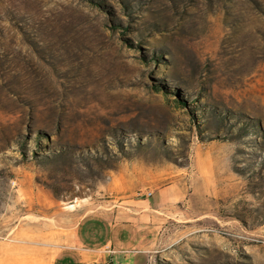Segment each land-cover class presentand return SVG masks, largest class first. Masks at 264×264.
Masks as SVG:
<instances>
[{"label":"rangeland","instance_id":"374dc122","mask_svg":"<svg viewBox=\"0 0 264 264\" xmlns=\"http://www.w3.org/2000/svg\"><path fill=\"white\" fill-rule=\"evenodd\" d=\"M163 189L99 264H264V0H0V264Z\"/></svg>","mask_w":264,"mask_h":264},{"label":"crops","instance_id":"0c3cea01","mask_svg":"<svg viewBox=\"0 0 264 264\" xmlns=\"http://www.w3.org/2000/svg\"><path fill=\"white\" fill-rule=\"evenodd\" d=\"M177 195L176 191L163 189L153 192L150 198H130V204L135 206L131 212L135 214L123 213V216L132 217L129 222L114 220L111 213L85 216L77 224L70 245L57 255H60V262L66 259L74 260L75 264L115 262L117 255L128 253H132V261L135 258L132 249L137 245L146 246L148 242L147 214L139 209L153 206L159 209L164 204H173L178 200Z\"/></svg>","mask_w":264,"mask_h":264},{"label":"trees","instance_id":"16d2710c","mask_svg":"<svg viewBox=\"0 0 264 264\" xmlns=\"http://www.w3.org/2000/svg\"><path fill=\"white\" fill-rule=\"evenodd\" d=\"M55 264H75V261L72 260V259H69V260H64L63 263L60 262V255L57 256L56 258V261H55Z\"/></svg>","mask_w":264,"mask_h":264},{"label":"built area","instance_id":"2783aa9c","mask_svg":"<svg viewBox=\"0 0 264 264\" xmlns=\"http://www.w3.org/2000/svg\"><path fill=\"white\" fill-rule=\"evenodd\" d=\"M138 196L143 198H150L153 196V192L147 191L145 193H138Z\"/></svg>","mask_w":264,"mask_h":264},{"label":"bare ground","instance_id":"6f19581e","mask_svg":"<svg viewBox=\"0 0 264 264\" xmlns=\"http://www.w3.org/2000/svg\"><path fill=\"white\" fill-rule=\"evenodd\" d=\"M70 207H73V206H70Z\"/></svg>","mask_w":264,"mask_h":264}]
</instances>
